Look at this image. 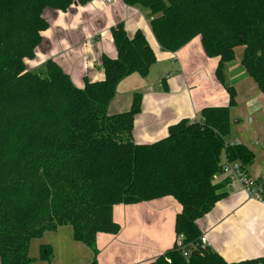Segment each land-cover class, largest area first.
Listing matches in <instances>:
<instances>
[{"label":"trees","instance_id":"16d2710c","mask_svg":"<svg viewBox=\"0 0 264 264\" xmlns=\"http://www.w3.org/2000/svg\"><path fill=\"white\" fill-rule=\"evenodd\" d=\"M90 1L0 0L1 264H33L32 240L64 224L91 248L96 264L97 234L121 229L115 205L168 195L182 206L176 239L147 264H260L264 257L230 262L203 246L199 220L225 194L214 182L223 161H237L247 172L255 160L249 147L229 140L237 92L228 69L242 47L241 66L264 94V0H123L143 10L164 51L200 36L205 53L219 58L216 76L229 94L227 105L206 106L149 143L134 139L140 92L129 110H110L119 84L132 74L147 77L157 61L141 29L129 35L123 21L116 23V55L103 54V79L86 77L83 87L56 60L38 69L26 63L49 27L45 9ZM179 235L191 249L188 258ZM40 256L50 262L52 247L43 244Z\"/></svg>","mask_w":264,"mask_h":264},{"label":"crops","instance_id":"0c3cea01","mask_svg":"<svg viewBox=\"0 0 264 264\" xmlns=\"http://www.w3.org/2000/svg\"><path fill=\"white\" fill-rule=\"evenodd\" d=\"M44 15L49 27L42 32L35 57L26 59V63L31 69H38L48 59L56 60L79 87L84 86L86 77L103 79L102 55H116L111 32L116 23L123 21L129 35L138 29L146 34L156 52V63L145 78L138 74L129 76L137 87L130 89L127 95L121 89L129 79L125 78L110 105L112 112L127 111L134 92L142 94V108L135 117L134 126V139L138 143L165 137L170 125L183 118H198L206 106L229 103L228 91L216 76L219 58L205 53L201 37L196 36L175 52L164 51L150 20L137 6L127 5L123 0H113L109 4L92 0L85 4L74 3L65 11L47 8ZM228 76L236 86L241 78L248 76L241 59L231 65ZM255 85L248 96V112L257 116L256 122L248 116L249 125L242 127L239 125L242 116L239 118L232 108L230 118L235 135L229 136V140L242 143L254 152L255 160L247 173L258 179L264 176V111L260 112L264 109V94L256 82ZM214 182L221 185L219 192L225 194L199 220L209 246L230 262L264 257V200L251 197L238 180L224 173L217 174ZM181 208L171 195L115 205L113 218L121 229L115 234H97L96 264H147L164 253L175 242V220ZM43 244L52 247L50 262L40 256ZM30 255L33 264H91L94 256L89 246L74 238L73 227L69 224L33 239Z\"/></svg>","mask_w":264,"mask_h":264},{"label":"built area","instance_id":"2783aa9c","mask_svg":"<svg viewBox=\"0 0 264 264\" xmlns=\"http://www.w3.org/2000/svg\"><path fill=\"white\" fill-rule=\"evenodd\" d=\"M107 4L111 3L113 0H101ZM221 173H224L228 178L238 180L243 187L248 191L251 197L256 199L264 200V176L258 179L251 178L248 173L241 167L240 163L237 161L224 160L221 167ZM177 243L182 247V254L185 257H189L191 254V249L183 243V236L179 235L177 237ZM201 244L207 246L208 241L206 236L203 234L201 236ZM260 264H264L262 261Z\"/></svg>","mask_w":264,"mask_h":264},{"label":"rangeland","instance_id":"374dc122","mask_svg":"<svg viewBox=\"0 0 264 264\" xmlns=\"http://www.w3.org/2000/svg\"><path fill=\"white\" fill-rule=\"evenodd\" d=\"M242 54H243V48L238 47L236 49V53H235V61L236 62L240 61V59L242 58ZM153 75H154V73H153ZM230 80L233 81L232 79H230ZM255 86H256L255 82L249 76L241 78V80L239 81V84H237V86H236V88H237V90H236V92H237V95H236L237 103L232 108L234 110H236L239 118H240V116H242V118H241L242 121L239 124V125H242V127H247L249 125V123L247 121L248 116H252V119H254V122H256L257 116L250 115L248 112V102H249L248 96L250 95L251 89L254 88ZM121 87H122V85H121ZM136 87H137V84L133 81V79H131V77H129L128 81H125L124 86L121 89H124L123 92L125 93V95H127L128 91L130 89H136ZM232 108L230 109V113L232 111ZM263 111H264V109L261 110L260 112H263ZM232 114H233V112L231 113V115ZM231 115H230V117H231ZM234 131H235V127L232 126L229 136L233 137L235 135Z\"/></svg>","mask_w":264,"mask_h":264}]
</instances>
